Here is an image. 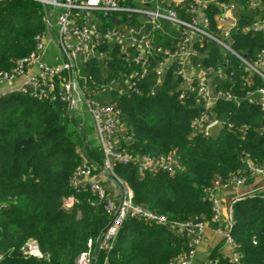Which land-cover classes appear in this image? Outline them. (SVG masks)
Masks as SVG:
<instances>
[{
    "label": "trees",
    "instance_id": "trees-1",
    "mask_svg": "<svg viewBox=\"0 0 264 264\" xmlns=\"http://www.w3.org/2000/svg\"><path fill=\"white\" fill-rule=\"evenodd\" d=\"M139 5L138 1L127 0ZM243 1V0H239ZM46 7L32 0L0 1V70H9L15 59L27 56L34 48V37L46 33L42 14ZM135 27L151 26L142 16L121 13ZM240 24L253 15L243 10ZM212 20V18H211ZM176 31L167 23L153 30L154 45L175 43ZM231 46L247 57L264 48V38L252 31L233 32ZM108 64L90 60L84 66L93 85L112 82V89L94 95L101 102L115 103L125 137L119 144L130 156H177L181 170L170 175L165 170L138 173L129 162H114L112 170L132 191V199L169 220L186 221L203 215L211 221L210 203L204 190L217 176L237 175L249 182L252 174L241 162L264 166V106L248 101L241 86L238 60L224 54L215 43L200 46L203 67L219 65L226 56L231 80L214 79L218 88L230 89L237 100L218 99L212 115L220 123L216 137L195 135L191 121L202 112L194 91L179 99L181 80L171 64L157 84L155 65L161 55L153 53L146 75L134 86L124 82L121 73L133 67L125 63L119 45L105 44ZM255 90L264 82L253 76ZM258 97V94H255ZM80 116L69 114L61 102L37 99L13 92L0 96V264H74L86 249L89 238L99 235L110 219L101 203L87 187L75 189L70 176L81 162L100 170L103 154L97 143L87 141L91 126H79ZM243 126L241 131L239 128ZM114 180V177L107 176ZM76 199L67 206L65 201ZM230 236L239 254L237 263L212 251L217 264H264V199L247 195L232 204ZM32 239L42 257L24 256L20 248ZM190 236L176 234L166 226L134 218L124 222L113 248L106 254L108 264H169L188 252ZM101 259L103 254L99 256Z\"/></svg>",
    "mask_w": 264,
    "mask_h": 264
},
{
    "label": "built area",
    "instance_id": "built-area-1",
    "mask_svg": "<svg viewBox=\"0 0 264 264\" xmlns=\"http://www.w3.org/2000/svg\"><path fill=\"white\" fill-rule=\"evenodd\" d=\"M32 1L46 7L42 14L46 33L34 37V48L27 56L15 59L9 70H0V96L19 92L37 99L61 102L69 114L80 116L79 126H84L85 115L91 121V132L86 135V140L97 143L103 154V164L95 172V167L88 163L81 152V162L72 172L70 184L77 190L87 187L95 195L96 202L102 204L110 221L99 235L88 239L86 249L75 257L74 264H108L106 254L113 248L119 230L125 221L134 218L166 226L179 235L190 236L188 252L173 258L169 264H195L197 247L210 220L203 215L186 221L169 220L162 214L134 203L132 191L114 176L112 170L114 162H132L138 173L165 170L173 175L181 170L177 156L160 154L132 157L119 149L118 144L125 137L120 109L114 102H101L94 96L100 95L104 89L111 90L112 82L93 85L94 81L86 74L84 66L93 59L108 64L110 56L103 46L113 41L119 45L127 66L133 67L129 72L121 73L124 82L132 87L136 80L146 75L153 53L160 54L161 59L154 67L156 83H160L166 69L174 64L175 73L181 80L178 98L182 99L186 92L194 91L202 103L201 114L191 121L192 133L210 136L212 126L220 123L212 115L216 100L236 101L237 98L230 89L218 88L213 83L214 79L231 80L232 72L223 69L229 65V58L225 56L219 65L203 67L200 46L210 41L219 46L224 54L235 57L242 70L241 86L245 90V97L263 107L264 85L255 90L251 88L254 85L253 76H258L264 82V48L254 57H247L234 50L230 40L233 32L247 30L261 34L264 38V0H137L139 5L128 3L127 0ZM243 10L256 15L240 24L241 18L245 16L240 15ZM122 12L144 17V23L149 24L151 29L143 30V24L135 27L130 20L122 18ZM162 23L169 24L176 31V36H173L175 43L168 46L154 45L153 30L161 29ZM49 43L54 44L56 49L51 61L43 58ZM239 129L242 131L244 127ZM240 160L250 174L264 175V166L249 162L246 152H241ZM108 175L114 177L117 184L116 196L109 195L100 181L101 177L106 178ZM244 184L245 178L242 176H217L213 184L204 190V199L210 203L211 221L216 223L215 230L230 249L227 258L231 263H237L239 257L230 236L232 204L253 194L264 199V185L236 194L226 208L223 221L217 193L219 190L237 189ZM75 201V198L70 197L65 203L69 206ZM20 252L24 256H43L38 244L32 239L24 243ZM100 254H103L102 259ZM217 260V257H207L201 264H217Z\"/></svg>",
    "mask_w": 264,
    "mask_h": 264
},
{
    "label": "crops",
    "instance_id": "crops-1",
    "mask_svg": "<svg viewBox=\"0 0 264 264\" xmlns=\"http://www.w3.org/2000/svg\"><path fill=\"white\" fill-rule=\"evenodd\" d=\"M53 21H54V16H53ZM43 58L45 60L51 61L53 59V54H51L50 52L45 53ZM100 179H101L100 180L101 183L106 188L108 194L111 196H116L118 191L117 188H114L115 187L114 180L110 178H102V177ZM263 185H264V175L263 176L252 175L249 182H246L242 187H239L237 189L229 188L225 190H219L217 196L221 205L222 221L226 217V208L228 207L232 198L236 194L247 192L249 190H252L254 188ZM215 227H216V223H210L204 229L202 240L197 247V251L194 259L195 264H201L207 257H209L212 251H214L217 254V256L220 257H227L229 255L230 249L223 242L221 234L215 230Z\"/></svg>",
    "mask_w": 264,
    "mask_h": 264
},
{
    "label": "rangeland",
    "instance_id": "rangeland-1",
    "mask_svg": "<svg viewBox=\"0 0 264 264\" xmlns=\"http://www.w3.org/2000/svg\"><path fill=\"white\" fill-rule=\"evenodd\" d=\"M53 20V19H52ZM48 52H50L51 54H54L55 52H56V49L54 48V44H49V46L47 47V49H46V53H48ZM84 126H87V127H90L91 126V121H90V119L88 118V116L87 115H85V120H84ZM120 143H121V141H120ZM119 143V144H120ZM118 144V145H119ZM119 148H120V146H119ZM114 185H115V187L114 188H117V184L116 183H114Z\"/></svg>",
    "mask_w": 264,
    "mask_h": 264
},
{
    "label": "water",
    "instance_id": "water-1",
    "mask_svg": "<svg viewBox=\"0 0 264 264\" xmlns=\"http://www.w3.org/2000/svg\"><path fill=\"white\" fill-rule=\"evenodd\" d=\"M220 127H221V124H220V123H216V124H214V125L212 126V128H211V135H212L213 138L216 137L217 132H218V129H219ZM19 253H20V251H19Z\"/></svg>",
    "mask_w": 264,
    "mask_h": 264
}]
</instances>
